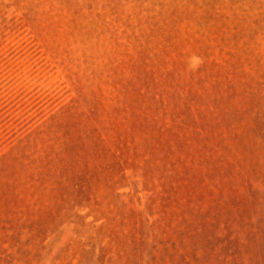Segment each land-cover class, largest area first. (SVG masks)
<instances>
[{"label":"rangeland","instance_id":"rangeland-1","mask_svg":"<svg viewBox=\"0 0 264 264\" xmlns=\"http://www.w3.org/2000/svg\"><path fill=\"white\" fill-rule=\"evenodd\" d=\"M0 264H264V0H0Z\"/></svg>","mask_w":264,"mask_h":264}]
</instances>
